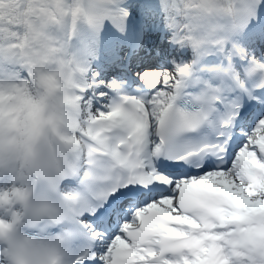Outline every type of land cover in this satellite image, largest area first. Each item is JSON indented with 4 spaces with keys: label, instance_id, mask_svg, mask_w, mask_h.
<instances>
[{
    "label": "snow or ice",
    "instance_id": "6c2138e0",
    "mask_svg": "<svg viewBox=\"0 0 264 264\" xmlns=\"http://www.w3.org/2000/svg\"><path fill=\"white\" fill-rule=\"evenodd\" d=\"M0 264H264V0H0Z\"/></svg>",
    "mask_w": 264,
    "mask_h": 264
}]
</instances>
